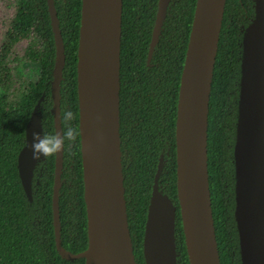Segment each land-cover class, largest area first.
<instances>
[{"label": "trees", "instance_id": "16d2710c", "mask_svg": "<svg viewBox=\"0 0 264 264\" xmlns=\"http://www.w3.org/2000/svg\"><path fill=\"white\" fill-rule=\"evenodd\" d=\"M119 134L124 198L136 264L142 252L153 187L176 206L177 264H188L176 197L175 127L180 78L196 0H171L149 56L158 0H122ZM64 45L60 83V118L71 110L75 140L65 143L59 190L60 240L77 254L87 248V220L77 100V47L81 0H53ZM255 17V0H226L209 96L207 171L220 264H242L235 220L234 147L241 83L242 41ZM33 37L11 62L38 65L35 80L8 94V60L12 47ZM55 44L46 0H17L14 18L0 51V264H84L63 260L55 247L52 189L55 155L41 157L30 178V195L18 169L31 112H38L43 134H55L51 81Z\"/></svg>", "mask_w": 264, "mask_h": 264}, {"label": "water", "instance_id": "95a60500", "mask_svg": "<svg viewBox=\"0 0 264 264\" xmlns=\"http://www.w3.org/2000/svg\"><path fill=\"white\" fill-rule=\"evenodd\" d=\"M55 44L51 114L62 132L60 83L64 45L53 0H46ZM171 0H158L149 56ZM122 0H81L77 47V100L87 220V248L77 254L60 240L59 190L63 151L55 154L52 216L55 247L66 261L84 264H136L124 198L119 134V70ZM226 0H196L180 78L175 150L176 197L188 264H220L207 171L208 111L213 68ZM241 83L234 162L235 220L242 264H264V0L242 41ZM39 102L18 155L22 185L30 195L32 133L42 132ZM43 133V132H42ZM28 145V146H26ZM176 206L153 187L145 222V264H177Z\"/></svg>", "mask_w": 264, "mask_h": 264}, {"label": "clouds", "instance_id": "9594fccd", "mask_svg": "<svg viewBox=\"0 0 264 264\" xmlns=\"http://www.w3.org/2000/svg\"><path fill=\"white\" fill-rule=\"evenodd\" d=\"M73 115L74 114L71 110H66L64 112L63 119L66 128L63 132H58L52 135L43 134L41 131H34L32 133L30 149L34 160H40L41 157L58 154L63 151L66 142L71 144L75 140L77 134L71 126Z\"/></svg>", "mask_w": 264, "mask_h": 264}, {"label": "rangeland", "instance_id": "374dc122", "mask_svg": "<svg viewBox=\"0 0 264 264\" xmlns=\"http://www.w3.org/2000/svg\"><path fill=\"white\" fill-rule=\"evenodd\" d=\"M16 0H4L0 1V46L3 42V36L4 32L6 30L7 25L9 24V21L14 15V5ZM29 43H32L35 45L36 41L33 39L24 40L15 45V47L12 50L13 55H21L27 45ZM11 70L13 75V88L11 90V94L15 95L18 92V88L27 81L35 80L36 77L39 74V67L38 65H34L31 63H23L20 68L19 72L21 75H17L16 71L13 69V64H11Z\"/></svg>", "mask_w": 264, "mask_h": 264}, {"label": "flooded vegetation", "instance_id": "af4514ba", "mask_svg": "<svg viewBox=\"0 0 264 264\" xmlns=\"http://www.w3.org/2000/svg\"><path fill=\"white\" fill-rule=\"evenodd\" d=\"M0 1H4V0H0ZM16 4H17V0L15 1V5H14V15H15V11H16ZM14 15H13V17L11 18V20L14 18ZM11 20L9 21V24L7 25V27H6V30H5V32H4V38H3V42H2V44H1V46H0V51H1V48H2V46H3V44H4V40H5V37H6V35H7V33H8V30H9V28H10V23H11ZM1 27V26H0ZM29 39H33V40H35L33 37H29V38H27V39H22V40H20L19 42H17L15 45H17L18 43H20L21 41H24V40H29ZM36 41V40H35ZM30 44H32V43H29L28 45H27V47L30 45ZM15 45L12 47V49H11V52H10V55H9V57L7 58V60H8V63H7V65H8V69H9V71H8V74L10 75V79H11V89L9 90V92H8V94L10 95L12 92H11V90H12V88H13V75H12V68H11V64H13L12 62H11V59L12 58H14L15 56H21L23 53H24V51L26 50V48H25V50L23 51V53L21 54V55H17V54H14L13 55V53H12V50H13V48L15 47ZM32 45H34V44H32ZM35 47H38V42L36 41V43H35V45H34ZM20 68V67H19ZM19 68H15V64H13V69L16 71V74L17 75H21V73L19 72ZM23 84H25V83H23ZM19 89V88H18ZM35 108V107H34ZM34 110V109H33ZM33 112V111H32ZM32 112H31V115H32ZM31 115H30V117H31ZM29 120H30V118H29ZM29 122V121H28ZM28 124V123H27Z\"/></svg>", "mask_w": 264, "mask_h": 264}]
</instances>
